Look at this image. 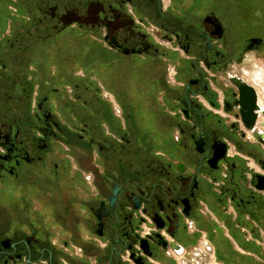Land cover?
<instances>
[{
    "label": "flooded vegetation",
    "instance_id": "af4514ba",
    "mask_svg": "<svg viewBox=\"0 0 264 264\" xmlns=\"http://www.w3.org/2000/svg\"><path fill=\"white\" fill-rule=\"evenodd\" d=\"M221 3L227 26L213 10ZM36 4L45 14L43 22L47 21L34 29L37 36L27 38L25 29L22 34L0 38V188L19 193L28 186L37 192L29 198L34 203L33 215L16 217L12 220L15 224L8 226L2 225L8 216H0V264H138L137 260L165 264L158 260L159 253L178 264L170 252L188 258L201 234L221 263L209 236L190 217L195 212L210 216L199 198L211 187L225 198L226 211L261 201L264 191L255 185L256 176H264V139L258 141L259 135L264 136V94L247 74L249 70L240 71L243 78L233 66L251 59L264 61V0H169L168 6L164 0H38ZM188 9L206 12L187 18ZM135 17L152 31L142 28ZM58 24H77L79 36L101 40L109 49L106 53L133 55L164 69L170 87L161 97L152 94L150 87L156 85L136 84L135 91L142 93L163 119L164 111L155 105L158 100L172 101L174 110L168 107L167 114L175 126L176 145L139 147L135 139L139 128L131 121L128 125L122 112L116 111V117L124 119L121 128L114 125L115 114L109 104H117V98L105 91L102 81L94 84L82 72L71 76L69 92L75 95L76 104L71 110L72 123L59 113L54 100L58 90L53 85L48 82L33 89L26 72L35 67L27 64L42 41L46 42V63L49 61L55 42L50 31ZM41 31L44 35H38ZM167 51L187 63L183 75L176 69L182 63L173 65ZM230 79L243 80L255 92L256 119L250 128L242 121L238 86ZM250 101L247 99L246 105ZM200 137L202 154L196 151ZM214 141L227 147L217 169L208 165ZM60 148L73 154L65 155ZM206 153L207 167L203 166ZM73 162L78 173L72 172ZM58 163L71 174L77 201L71 204L63 194L64 215L54 217L47 211L44 192L57 180ZM114 186L120 191L107 213ZM123 188L134 195L124 193ZM138 189L145 193H136ZM135 195L140 201L137 210L132 209ZM185 202L188 216L184 214ZM155 213L162 219V229L154 223ZM143 227L147 231L144 236ZM98 230L103 236L96 234ZM183 230L197 236L189 248L176 240ZM107 234L111 239L102 240ZM156 235L166 243L165 248L157 245ZM142 241L148 243L150 256ZM87 242L95 243L100 253H92L84 246ZM153 248L158 249L155 255Z\"/></svg>",
    "mask_w": 264,
    "mask_h": 264
},
{
    "label": "rangeland",
    "instance_id": "374dc122",
    "mask_svg": "<svg viewBox=\"0 0 264 264\" xmlns=\"http://www.w3.org/2000/svg\"><path fill=\"white\" fill-rule=\"evenodd\" d=\"M37 1L38 0H0V38L6 35H14L15 33L22 34L25 29L26 34L24 33V36H27V38L31 39V37L37 36L34 29L40 28L47 22H43L45 14H43V10L41 11L37 8ZM164 5L168 6L169 0H164ZM200 11L201 9H197L191 12L188 9V15L186 14V16L187 18H193V16L195 17L196 15H198L196 17H199L200 14L197 12ZM41 19L42 21H40ZM135 20L139 23L141 22V24H143L142 28L146 29L149 33L152 31V27L148 28L145 21H139V17H135ZM150 25L154 28L152 23H150ZM63 29H66V31H63ZM50 32L54 36L55 42L52 44L49 61L46 63L47 54L46 46L44 45L46 42L42 41V44L39 45L33 53L32 62L27 64L30 67H35L33 68L34 71L31 72L29 70L26 72V75L32 78L33 89L36 86L48 84L49 82L50 85H53L58 90L54 94V100L64 120L69 123L74 122L71 110L72 107L75 108L74 106H76V104L73 102L75 95L69 92L70 88L72 90L73 86L71 76L74 72H82L94 82V84H99L100 81H102L103 86H105V91L117 98V104L113 102L109 104L112 114H115L113 118L115 122L114 125L117 129H120L121 122H124V119L128 122V125L133 122L135 127L137 129L139 128V132L135 137L139 147L154 145L158 149H163L166 145L177 144L174 139L175 126L169 121L170 116L167 114L168 107L170 110H174L172 101H169L168 98L165 102L158 100L159 105H155L156 108L164 111L166 118L163 119L157 114L154 110L155 107H153L151 103H146L142 93L135 91L136 84H143L144 86L156 85V87H150L154 89L152 92L154 96L161 97L164 90L167 92L170 85L164 79V69L161 66L157 65L156 67V65L148 63L149 60H136L133 55L118 57L117 55L108 53V47H106L103 42H100L101 40H96L93 36L88 37V39L81 38L79 36L81 30L77 24L70 25L69 27H63V25L58 24V26L53 27ZM44 33V31H41L38 35H44ZM105 51L108 52L106 53ZM167 52L172 59V64L177 66V64L181 62L179 56L173 55L169 51ZM255 62L257 64L263 63V61L260 60ZM181 63V67L179 66L176 69L183 75L187 63ZM120 67L122 68L120 69ZM243 68H245V71L249 70L252 75L254 74V76L259 77L256 65L253 62L251 64H244ZM171 74H173L172 71ZM33 92H37L36 89L33 90ZM121 92H123L124 95L127 94L126 100ZM261 98L264 103V95H262ZM116 111L119 115L122 112L124 114V119L116 117ZM157 140H161L163 143L158 146V143L157 145L155 144ZM68 144L69 143L65 144L66 147H69ZM59 152L65 155L73 154L67 153L62 148L59 149ZM207 159L208 156L206 153L203 161V166L205 167H207ZM99 163L102 164V162ZM57 170L59 174L56 182L44 192V203L48 208L47 211L52 212L54 217L64 215L63 206L65 203L61 201L63 194L68 195L67 202L69 201V203L71 202L72 204L77 201L75 196L77 194L75 192V183L74 181H70L71 174H68V171H63V165L61 163H58ZM216 173H219V170ZM36 193L35 188H30L28 186L20 190L19 193H15L7 187H3V189L0 188V216H8L6 222H2V225H14L15 221H12L14 218L23 215L26 216L27 214L30 216L33 215L34 203L30 202L29 198L35 196ZM88 234H92V232H88ZM261 235L263 236V233ZM110 239V234L102 238L104 241ZM260 244L264 246V243ZM84 246L92 253H100L97 245L93 242H87ZM157 250V248H153L154 255ZM155 258L154 256L153 259L157 260ZM85 264L88 263L85 262Z\"/></svg>",
    "mask_w": 264,
    "mask_h": 264
},
{
    "label": "crops",
    "instance_id": "0c3cea01",
    "mask_svg": "<svg viewBox=\"0 0 264 264\" xmlns=\"http://www.w3.org/2000/svg\"><path fill=\"white\" fill-rule=\"evenodd\" d=\"M169 10L172 9L169 8ZM213 10L222 17L221 20L225 18L226 9L223 4L216 5ZM204 12L206 11L202 10L197 13L201 17ZM222 22L227 26L225 20H222ZM252 62L256 65L259 77L252 75L250 72L247 73L243 68L244 64H251ZM233 67L237 68L235 69L236 72H239L243 78L244 76L240 71L253 78L254 82L262 88L264 94V61L257 64L251 59L242 62L238 67L236 65ZM259 92L261 93L260 90ZM72 165V172L78 173L79 168L76 163L73 162ZM260 198V203L256 205L244 209L232 206L233 209L226 211L225 198L215 194L212 187L210 191L203 192L200 196L199 200H202L208 211H210V216H203L199 212H195L190 218L199 230L204 231L209 236L222 264H264V246L260 244L264 243V194ZM247 213L250 215L249 218L246 216ZM196 237L195 234L183 230L178 233L176 240L182 246L189 248L196 243ZM158 260L165 264H172V260L161 253L158 255Z\"/></svg>",
    "mask_w": 264,
    "mask_h": 264
},
{
    "label": "water",
    "instance_id": "95a60500",
    "mask_svg": "<svg viewBox=\"0 0 264 264\" xmlns=\"http://www.w3.org/2000/svg\"><path fill=\"white\" fill-rule=\"evenodd\" d=\"M230 82L233 83L235 86H238V89H237L238 94L237 95H238V106L241 108L240 115H241V118H242L244 125L247 128H250L255 124V119H256V115L253 113L257 109V107L255 106V103H254L255 102V92L251 87H248L246 85V83L241 79H230ZM249 98L251 99V101H250V103H248L246 105V101ZM263 139H264V136H261V135L258 136L259 142H263ZM203 144L204 143L202 141V138L200 137L198 139V141L196 142V151L200 154H202L204 152ZM211 150L213 153H212L211 158L208 160V165L211 169H217L218 168V162L225 158L227 147L225 144H223L221 142L214 141L213 144L211 145ZM178 169H179V171H182V166H179ZM255 187L259 191H264V176H259V175L256 176ZM147 189H148V187H144V190H147ZM119 191H120V187L114 186V190H113L111 196L108 197L110 209L106 210L107 213H109L111 211V209L113 208V206L116 202L117 194L119 193ZM123 192L126 194L130 193V194L134 195V191H131L130 189H127V188H123ZM136 193L143 195L145 192L142 189H138V190H136ZM139 206H140V201L137 198V195H135L132 209L137 210L139 208ZM184 214L186 216L189 215L188 202L184 203ZM153 216H154L153 220H154V223L156 224V226L159 229H162L164 227V225L162 223V219H161L160 215L155 213V214H153ZM96 234L98 236H103L102 230H98ZM156 238L159 240L157 245L165 248L166 243L164 241H162L158 235H156ZM141 246L145 250V253L150 256L151 251H150L148 243L146 241H142ZM137 263L143 264V262L141 260H137Z\"/></svg>",
    "mask_w": 264,
    "mask_h": 264
},
{
    "label": "built area",
    "instance_id": "2783aa9c",
    "mask_svg": "<svg viewBox=\"0 0 264 264\" xmlns=\"http://www.w3.org/2000/svg\"><path fill=\"white\" fill-rule=\"evenodd\" d=\"M143 229L144 230L142 236H144L147 233L146 228L143 227ZM201 235H202L201 240L199 241L197 246L193 249V251L188 255V258H184L178 253L170 252L172 256H175L178 264H221L216 261L211 246H209V243L205 238V235L204 234Z\"/></svg>",
    "mask_w": 264,
    "mask_h": 264
}]
</instances>
